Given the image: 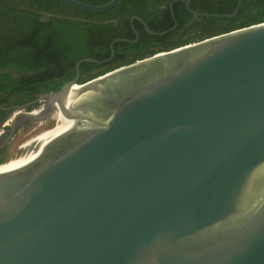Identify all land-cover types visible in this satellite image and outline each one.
<instances>
[{
    "label": "water",
    "instance_id": "obj_1",
    "mask_svg": "<svg viewBox=\"0 0 264 264\" xmlns=\"http://www.w3.org/2000/svg\"><path fill=\"white\" fill-rule=\"evenodd\" d=\"M177 1L195 18L242 3L219 15ZM139 40L113 41L107 61ZM83 63L104 62H78L34 102L41 114L16 108L3 134L62 115L0 171V264H264V22L108 72L67 106Z\"/></svg>",
    "mask_w": 264,
    "mask_h": 264
},
{
    "label": "trees",
    "instance_id": "obj_2",
    "mask_svg": "<svg viewBox=\"0 0 264 264\" xmlns=\"http://www.w3.org/2000/svg\"><path fill=\"white\" fill-rule=\"evenodd\" d=\"M28 1L29 6L35 10L21 12L27 14L28 21L33 19L28 16H35L34 24L36 22L37 24L31 28L30 41L22 43L20 48L29 54L28 60L31 65L29 68L34 73H21L18 80L10 76L0 77V94L9 92L10 98L16 104H26L36 100L41 94L59 90L64 81L74 78L76 63L87 58L104 63H83L79 84L158 53L264 22V0H242L237 16L233 18H195L182 1L174 4L173 15L170 3L174 0H124L104 12L81 10L54 0ZM78 1L103 5L111 0ZM239 1L193 0L191 8L200 13L233 14ZM5 5L7 6V3ZM127 5H130V8L126 9ZM38 12H47L55 16L48 19V24H41L38 23L40 18ZM134 16L142 18L153 32H169L163 36L152 35L138 19H135L134 25L140 33V40L137 43H116L115 56L107 61L111 58L113 41L136 40L132 27ZM30 34L28 35L31 36ZM24 67L26 65L22 66ZM17 90H23L25 96L13 98ZM7 101L0 98V105L5 106ZM0 113L3 112L0 110ZM7 117L6 113L3 114L0 124ZM8 152V147L0 150V165L6 163Z\"/></svg>",
    "mask_w": 264,
    "mask_h": 264
},
{
    "label": "flooded vegetation",
    "instance_id": "obj_3",
    "mask_svg": "<svg viewBox=\"0 0 264 264\" xmlns=\"http://www.w3.org/2000/svg\"><path fill=\"white\" fill-rule=\"evenodd\" d=\"M175 1H177V0H174L173 2H175ZM173 2H171V3H173ZM5 3H7V6L5 5ZM171 3H170V5H171ZM128 8H130V5L126 6V9H128ZM23 10L31 12V11H34L35 9L31 6H29L28 0H0V13L2 14L0 16V77L1 76H10L12 79L18 80V78H20L21 73H29V74L34 73V71L29 68L31 66L30 60H28L29 54L27 52H25L26 50L21 49L20 47H21L22 43H26V42L30 41V39L32 38V35L30 34L31 28L33 26H35L37 24V22L34 24L35 16H28L30 18L33 17V19L31 21H28L27 14L26 13L22 14V12H21ZM38 15L40 17L38 23H41V24H48L49 23L48 19L50 17L55 16V15L49 14L47 12H38ZM135 19L139 20L142 18H140L138 16H134L132 18V27H133L135 34H136L137 29L134 25ZM28 34H30L31 36H29ZM27 50H28V48H27ZM77 64H78V62L76 63V66H75L76 74H75L74 78L70 81H73L77 77ZM23 65H26V67L22 68ZM81 66H82V64H81ZM81 66H80V76H79L78 82L81 80ZM26 69H28V70H26ZM61 79H63V76L61 77ZM70 81H67V82L64 81L62 83V86L64 84L70 82ZM7 82H9V81H7ZM50 82H52V81H48V83H50ZM46 83H47V81H46ZM48 93H53V92H47V93L41 94L38 98H40L41 96L48 94ZM9 94H10L9 92H3L0 94L1 99L5 98L8 100L5 104V106L0 105V110L3 112V113H0V118L5 113L8 116L10 114L14 115L16 112L15 111L16 108H19V107L27 105V104L33 103V105H31L30 107L27 108V110L32 109V108H36L39 106L38 105L39 103H34L37 101L38 98L36 100L29 102V103H26V104H16L13 102V99L10 98ZM22 96H25V93L23 92V90H17V91H15L13 98L19 99ZM27 122L29 124V122H31V121H27ZM7 139H8V134L1 136V138H0V150L8 147L9 142L6 143Z\"/></svg>",
    "mask_w": 264,
    "mask_h": 264
},
{
    "label": "rangeland",
    "instance_id": "obj_4",
    "mask_svg": "<svg viewBox=\"0 0 264 264\" xmlns=\"http://www.w3.org/2000/svg\"><path fill=\"white\" fill-rule=\"evenodd\" d=\"M39 106L34 108L36 110H40L42 107V104H38ZM13 114H10L7 119L2 122L0 124V131L3 130V127L6 126V130L8 131L12 125V121H13ZM55 121L53 119H48L45 122V125H40V123L38 122H28L25 121L23 122V124L21 125V128L18 129V131L16 132V135H14L13 139L10 140L9 144H8V159L6 160V162L11 161L19 156L22 155V150L23 148L21 147L27 140L31 139L32 137H34L36 134L40 133L42 130L49 128V127H53L55 125ZM3 136V134L0 135V137ZM3 165V164H2Z\"/></svg>",
    "mask_w": 264,
    "mask_h": 264
},
{
    "label": "bare ground",
    "instance_id": "obj_5",
    "mask_svg": "<svg viewBox=\"0 0 264 264\" xmlns=\"http://www.w3.org/2000/svg\"><path fill=\"white\" fill-rule=\"evenodd\" d=\"M80 87H83V86L81 84H76V85H74L72 87V89H71L68 97L66 98V104H67V106L69 105V103L71 101V98H72L73 94L75 93L76 89L77 88H80ZM19 113L20 112H15L14 116L17 115V114H19ZM33 114L34 115H39V114H41V112L38 111V110H35ZM14 116H12V117H14ZM61 118H62L61 113L58 112V111H56L52 115V117H51V119H53L56 122L55 125L53 127H49V128H46V129L42 130L40 133L36 134L34 137H32L31 139L27 140L21 147L24 148L26 145H28L32 141H35V140H37L39 138H42V137H44L46 135L51 134L57 128V126H58ZM45 122L46 121H44V122H38V123H40V125H45ZM21 157H22V155L19 156V157H17V158H15V159H13V160H11V161L6 162L3 165H0V171L12 167L13 165H15L21 159Z\"/></svg>",
    "mask_w": 264,
    "mask_h": 264
},
{
    "label": "built area",
    "instance_id": "obj_6",
    "mask_svg": "<svg viewBox=\"0 0 264 264\" xmlns=\"http://www.w3.org/2000/svg\"><path fill=\"white\" fill-rule=\"evenodd\" d=\"M5 130H6V126H4V127H3V130L0 131V135H1V134H4V132H6Z\"/></svg>",
    "mask_w": 264,
    "mask_h": 264
}]
</instances>
